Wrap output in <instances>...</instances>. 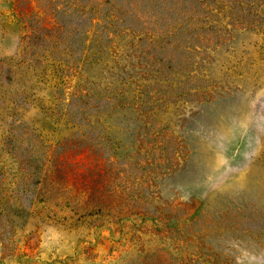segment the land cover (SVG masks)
<instances>
[{
    "label": "rangeland",
    "instance_id": "374dc122",
    "mask_svg": "<svg viewBox=\"0 0 264 264\" xmlns=\"http://www.w3.org/2000/svg\"><path fill=\"white\" fill-rule=\"evenodd\" d=\"M0 264H264V0H0Z\"/></svg>",
    "mask_w": 264,
    "mask_h": 264
}]
</instances>
